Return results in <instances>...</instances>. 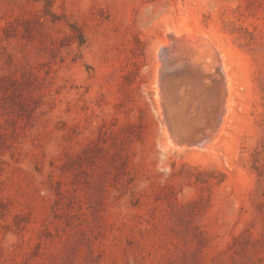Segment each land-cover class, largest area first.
<instances>
[{"label":"rangeland","instance_id":"374dc122","mask_svg":"<svg viewBox=\"0 0 264 264\" xmlns=\"http://www.w3.org/2000/svg\"><path fill=\"white\" fill-rule=\"evenodd\" d=\"M0 264H264V0H0Z\"/></svg>","mask_w":264,"mask_h":264},{"label":"bare ground","instance_id":"6f19581e","mask_svg":"<svg viewBox=\"0 0 264 264\" xmlns=\"http://www.w3.org/2000/svg\"><path fill=\"white\" fill-rule=\"evenodd\" d=\"M173 34V36L172 37H170V38H168V40L166 39L164 42H163V45H162V47L159 49V51H158V53H159V56H160V59H161V62H162V64H163V66H164V68H162V70L163 69H165L166 67L168 68V67H170L169 66V64H170V62L171 63H174V62H172V61H170V59L168 60V51H167V47L166 46H168L170 43L171 44H174V45H176V46H178L179 44H180V40L182 41V40H184V41H186L189 45L188 46H185V47H183V50H184V52L186 53V55L188 56V58L191 60H193V61H197V62H201L202 63V66L203 67H207V63L208 62H211V63H213L214 65V67L213 68H223V71L224 72H226L227 73V71L228 70H226L225 71V66H224V64L225 63H223V59H222V57L220 56V54L218 53V51H217V49H216V47L213 45V42H211L206 36H204V35H202V34H192V35H187V34H184L183 32H181V31H178V32H176V33H172ZM187 45V44H186ZM170 46V45H169ZM172 46V45H171ZM184 46V45H183ZM172 47H174V46H172ZM171 47V48H172ZM170 48V47H169ZM175 48V47H174ZM173 48V49H174ZM178 49H180V48H175V51L177 50L178 51ZM169 50V49H168ZM171 50V49H170ZM183 50H181L182 52H183ZM173 53V52H172ZM178 53V52H177ZM176 53V54H177ZM179 53H180V50H179ZM178 53V54H179ZM171 55V54H170ZM180 55H182V53L181 54H179V57H183V56H180ZM178 56V55H177ZM176 57V56H175ZM185 57V56H184ZM178 58V57H177ZM187 58V57H186ZM186 58H185V60H186ZM176 59V58H175ZM188 59V60H189ZM177 60V59H176ZM160 61V60H159ZM168 62H169V64H168ZM188 62V61H187ZM210 63V64H211ZM181 64V63H180ZM183 64H185L186 65V63H183ZM188 65V64H187ZM190 66V65H189ZM212 66V65H211ZM177 67V66H176ZM195 68V67H194ZM208 68V67H207ZM178 70V69H177ZM166 71V70H165ZM181 72V71H180ZM210 72V71H209ZM216 72V71H215ZM216 74V73H215ZM159 76V75H158ZM229 76V75H228ZM213 77H215L214 75H213ZM221 79H220V83H225L226 85H229V79H227L224 75H222L221 74V77H220ZM166 79V78H165ZM170 81V80H169ZM166 84V83H165ZM157 85H159V84H157ZM170 85V84H169ZM230 85H231V83H230ZM160 86V85H159ZM167 87H168V84L166 85ZM187 88V87H186ZM163 89H166V87L165 88H163ZM168 89V88H167ZM166 89V90H167ZM170 89H172V88H170ZM228 89H231V87H229ZM156 90H157V95H160V93L162 92H160L159 93V89L158 88H156L155 89V92H156ZM175 90V89H174ZM168 91V90H167ZM170 91V90H169ZM165 92V94H166V91H164ZM232 91H230L229 92V94L230 95H232V93H231ZM189 93V92H188ZM188 93H187V96H188ZM168 94H171V93H168ZM175 94V93H174ZM182 94H183V92H182ZM181 94V95H182ZM185 94V93H184ZM183 94V95H184ZM228 94V95H229ZM163 95V94H162ZM171 95H173V94H171ZM206 95V94H205ZM167 95H163L161 98H163V97H166ZM189 96H191V95H189ZM207 97V96H206ZM229 97V96H228ZM156 98H158V97H156ZM159 98H160V96H159ZM170 98V97H169ZM179 98H181L180 97V95H179ZM188 98V97H187ZM187 98H184V99H187ZM201 98V97H200ZM164 99H167V98H164ZM163 99V100H164ZM172 99V98H171ZM184 99L182 100V102L184 101ZM156 100H158V99H156ZM160 100V99H159ZM170 100V99H169ZM169 100H167V101H169ZM175 100V99H174ZM177 100V99H176ZM180 99H178V101H179ZM187 100H189V99H187ZM232 100V99H231ZM161 102H162V100H160ZM185 102V101H184ZM191 101H189V103H190ZM231 102V101H230ZM158 103H159V101H158ZM173 103V102H172ZM178 102H176V104H177ZM228 103V102H227ZM232 103V102H231ZM163 104V103H162ZM161 104V105H162ZM184 104V103H183ZM201 104H203V103H201ZM161 105H159V106H161ZM164 105H167V103H164ZM171 105V104H170ZM187 105H189V104H187ZM231 105V104H230ZM174 106V105H173ZM177 106H180V105H177ZM176 106V107H177ZM183 106V105H182ZM185 106H186V104H185ZM184 106V107H185ZM190 106H192L191 104H190ZM199 106V105H198ZM175 107V106H174ZM205 107H207V106H205ZM178 108H180V107H177V110H179ZM183 108V107H182ZM191 108V107H190ZM197 108V107H196ZM195 108V109H196ZM202 108V107H201ZM231 108V107H230ZM159 109H160V111H161V114L163 115V117H168V120L170 119H174L175 117V115H177V110H176V108L175 109H173V107H169L168 105L167 106H162L161 108L159 107ZM203 109H204V111H205V108L203 107ZM209 109V108H208ZM185 110H188V108L187 109H185ZM228 110H230V109H228ZM180 112H182V110L180 109L179 110ZM178 111V112H179ZM184 111V110H183ZM189 111V110H188ZM187 111V112H188ZM208 111V110H207ZM210 111V110H209ZM185 113H186V111H184ZM184 112H182V115H183V113ZM202 113H203V111H202ZM228 113V112H227ZM179 115L181 114V113H178ZM194 114V113H193ZM201 114V113H200ZM205 114V113H204ZM229 115H230V112L228 113ZM227 114V115H228ZM181 115V116H182ZM195 115V114H194ZM206 115V114H205ZM209 115V114H208ZM184 116V115H183ZM193 116V115H192ZM198 116V115H197ZM197 116H195V117H197ZM201 116H204V115H201ZM174 117V118H173ZM178 116H176V118H177ZM227 117H229V116H226V118ZM175 118V120H177ZM180 118V117H179ZM185 118V117H184ZM189 118V117H188ZM198 119H199V117H197ZM196 118V119H197ZM209 118V117H208ZM183 119V118H182ZM219 119H220V116H219V114H218V116H216L215 117V122H218L219 121ZM164 120H166L165 118H164ZM167 120V121H168ZM169 120V121H170ZM179 120V119H178ZM185 120V119H184ZM184 120H182L181 122H183ZM191 120V119H190ZM210 120V119H209ZM168 121V122H169ZM172 121V120H171ZM180 121V120H179ZM178 121V122H179ZM186 121V120H185ZM189 121V120H188ZM199 121V120H198ZM227 121H228V119H227ZM192 122H194V121H192ZM205 122V121H204ZM210 122V121H209ZM174 123V122H173ZM187 123H191V122H187ZM198 123V122H197ZM197 123H196V125H197ZM175 124V123H174ZM176 124H178V123H176ZM182 124H184V123H182ZM226 124H227V122H226ZM179 125H180V123H179ZM185 125V124H184ZM188 124H186V126H187ZM198 125H200V124H198ZM167 126H169V125H167ZM173 126V125H172ZM177 126V125H176ZM175 126V127H176ZM189 126V125H188ZM191 126V125H190ZM201 126H203V125H200V127H198V128H201ZM178 127V126H177ZM176 127V128H177ZM181 127H182V125H181ZM181 127H179V128H181ZM191 127H196L195 125H192ZM190 127V128H191ZM204 127V126H203ZM226 127V126H225ZM166 128H168V127H166ZM172 128V127H171ZM183 128V127H182ZM190 128H188L187 127V130L188 129H190ZM170 129V128H169ZM172 129H174V128H172ZM195 129V128H194ZM193 129V130H194ZM197 129V128H196ZM207 129V128H206ZM224 129H226V128H224ZM205 130V129H204ZM203 130V131H204ZM168 131V130H167ZM200 131V130H199ZM224 132V131H223ZM173 133V132H172ZM209 133V132H208ZM196 134V133H195ZM199 134V133H198ZM223 134V133H222ZM171 135V134H170ZM169 135V136H170ZM180 135V134H179ZM169 136H168V138H169ZM175 136V135H174ZM178 136V135H177ZM195 136V135H194ZM207 136V135H206ZM214 136V135H213ZM172 138H175V137H173V136H171ZM178 137H181V138H184V136L182 137V136H178ZM203 137V136H202ZM202 137H201V139H198L197 140V142H201L202 141ZM204 137H205V135H204ZM172 138H170L169 140H171ZM181 138H175L174 140L176 141V143H177V140L176 139H181ZM186 138V137H185ZM193 138V137H192ZM218 139H220V137H217ZM191 139V138H190ZM188 140L189 142L191 141V140ZM174 141V142H175ZM186 141V140H185ZM187 141V142H188ZM192 141H193V139H192ZM182 142V141H181ZM186 142V144H189V143H187ZM218 142V141H217ZM174 144V145H177V144ZM178 143H180V142H178ZM191 143V142H190ZM169 144L170 145H173V144H171V142L169 141ZM181 144V143H180ZM194 144V143H193ZM217 143L215 142V145H216ZM184 145V144H183ZM215 145L214 146H211V147H213L212 148V150L214 149V147H215ZM189 145H187V147H188ZM208 146V145H207ZM194 147V146H193ZM192 147V148H193ZM181 148H185V146L184 147H181ZM195 148H197V147H195ZM198 149V148H197ZM207 149H209V146L207 147ZM200 150V149H199ZM211 150V151H212Z\"/></svg>","mask_w":264,"mask_h":264}]
</instances>
